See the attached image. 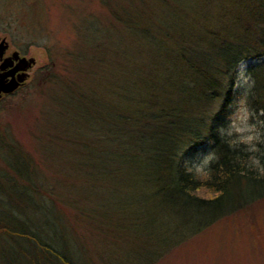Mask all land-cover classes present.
<instances>
[{"label": "rangeland", "instance_id": "obj_1", "mask_svg": "<svg viewBox=\"0 0 264 264\" xmlns=\"http://www.w3.org/2000/svg\"><path fill=\"white\" fill-rule=\"evenodd\" d=\"M105 1L108 6L102 4L104 0H0V42L7 40L8 53L18 51L22 57L34 61L24 86L0 101L3 151L0 150V180L12 179L11 183L16 180L13 184L19 180L12 178L13 171L8 168V160L14 161L17 154L8 155L3 146L14 145L22 152L19 158L29 160L32 171L38 174L36 191L48 209L51 201L56 202L63 226L62 230L57 229L66 236L67 248L79 255L82 264H145V255L150 250L154 251L148 252L153 259L149 264H264V199L201 232L169 243L163 252L161 238L156 237L160 223L152 220L154 231H147L148 214L157 222L166 218L155 211L156 204L154 207L150 200L152 191L147 192L141 176L137 178L140 174L128 173V165L123 166L120 156H114L111 141L100 146L94 142L99 136L90 131L93 117L86 115L80 120L79 101L63 93L65 85L72 92L79 88L83 98L96 99L98 95L106 104H122L109 92V86L121 64H126L131 82L136 84L140 79L135 73H140L144 77L140 82L157 84L154 89L160 90L153 92L151 102L159 109L175 99L169 93L173 84L197 87L179 56V47L193 46L195 41L204 44L212 33V39L237 40L246 35L254 39L257 6L253 0ZM122 8L136 22L149 26L147 46L113 22L112 11H119L117 15L121 16ZM84 19L97 23L105 32V37L97 42L98 48L83 41ZM113 40H121L119 50L126 47L128 53L119 56L120 51L117 53L111 43ZM80 51L85 58L80 57ZM53 59L60 66L56 71L58 77L46 83V72L51 71L47 65ZM257 64L258 60H248L238 66L230 99L231 115L226 128L221 130L232 145L253 157L260 151L264 132L261 114L248 99L254 86L250 68ZM158 77L163 80H156ZM124 105L126 109L129 104ZM101 112L112 115L109 110ZM139 112L141 119H148L160 110ZM87 119L89 124L85 122ZM132 122L135 130L138 122L135 119ZM249 135L254 139L245 143ZM214 159L213 148L207 147L184 156L182 162L189 172L204 179ZM109 160L115 162L114 167L121 171L119 175L94 177L91 168L94 163ZM124 180L136 187L118 188L116 181ZM3 189L12 192L13 188ZM200 195L208 196V193L200 191ZM6 196V200L4 195L0 196V219L4 223L5 215L19 213L13 203L6 202L11 201V194ZM35 203L30 197L23 206L22 220L30 231L32 228L28 226L33 222L38 223V228L45 222L44 212L34 211ZM42 229L47 231L46 227ZM3 233L0 227V264H23L14 256L15 249L5 250ZM18 244L25 249L29 246ZM23 261L26 262L25 257Z\"/></svg>", "mask_w": 264, "mask_h": 264}, {"label": "trees", "instance_id": "obj_2", "mask_svg": "<svg viewBox=\"0 0 264 264\" xmlns=\"http://www.w3.org/2000/svg\"><path fill=\"white\" fill-rule=\"evenodd\" d=\"M253 2L258 9L254 21V39L247 35L237 40L228 37L212 39V33L208 34L210 40L206 39L204 44L195 41L193 46L179 47V56L197 87L186 88L173 84L169 93L175 99H170L168 104H163L159 109L151 102L153 92L160 90L154 89L157 84L152 82L150 86L147 81L140 82L144 78H141L140 73H135L140 80L136 84L131 82V74L126 64H121L113 83L111 82L112 86H109V92L115 100L129 104L126 109L122 104H106L98 95L96 99L88 96L83 98L79 88L72 92L69 86L64 85L63 93L70 99L77 98L79 101L80 120L86 115L93 117V127L90 131L95 137L99 136L94 142L100 146L108 140L111 141L114 156H120L123 166L128 165V173L140 174L137 178L141 176L140 180L147 192L152 191L150 200L154 202V207L156 204L155 211L166 218L157 222L154 216L148 214L147 231H154L152 220L160 223L156 237L161 238L163 252L169 243H176L186 236L201 232L219 220L264 199V132L262 143L259 145L260 151L253 157L251 153L232 145L221 131L226 128L231 115L230 99L234 91L235 73L238 66L248 60H258V64L250 68L254 86L248 98L249 104L261 114L264 122V0ZM102 4L108 6L105 0ZM115 11L110 12L113 22L124 27L131 37H137L147 46L146 38L149 37V32L151 34L149 26H142L123 13L124 10L121 16L117 15L119 11ZM83 24V41H88L92 48H98L97 42L105 37L104 30L98 28L97 23L90 19L85 20ZM204 39L205 37L198 41ZM111 43L118 53L121 40H113ZM120 53L121 57L123 53L127 54L126 47ZM79 55L82 59L85 58L82 51ZM54 61L56 60H51L47 65L51 71L46 72V83H51L54 77H58L56 71L60 66ZM155 79L163 80L160 77ZM153 108L160 110L154 117H139V110ZM101 110H109L112 115H102ZM129 115H132L130 119ZM89 119L85 121L87 124ZM132 119L138 122L135 130ZM3 146L8 155H14L16 152L17 159L8 160V168L13 171L12 178H19L16 184H13L16 180L12 183V179L0 180V196L4 195L6 200L7 196H10L6 194H11V201L6 202L13 203L19 212L11 217L5 215V223L0 219V227L4 230L2 236L6 247L2 245L5 250L15 249L14 256L23 264H82L79 255L67 248L69 245L66 244V236L61 235L57 229L61 227L62 230L63 226L56 202L51 201V208L48 209L49 206L36 191L39 178L38 174L32 171L29 160L25 157L19 158L22 152H18L16 146ZM207 147L213 148L215 159L210 164L206 178L200 179L186 169L182 158ZM0 150L2 151L1 148ZM101 156L100 154V158ZM114 165L112 160L108 163L95 162L91 167L95 171L94 177L106 178L111 173L118 176L121 171ZM124 182L125 180L116 181L118 188L136 187ZM5 187L13 188L14 191L12 189L11 193L6 192L3 189ZM200 191L207 192L208 196L200 195ZM30 197L36 202L33 205L34 211L40 214L44 212L45 218L44 226L39 224L38 228L37 222L29 225L31 231L22 220L24 202L29 201ZM34 227L38 229L35 230ZM43 227H46L47 231L43 232ZM18 242L29 246L26 249L21 248ZM153 251H147L143 263L149 264L153 260L148 253ZM24 257L26 262L23 261Z\"/></svg>", "mask_w": 264, "mask_h": 264}, {"label": "water", "instance_id": "obj_3", "mask_svg": "<svg viewBox=\"0 0 264 264\" xmlns=\"http://www.w3.org/2000/svg\"><path fill=\"white\" fill-rule=\"evenodd\" d=\"M9 49V44L6 39L0 42V99L3 94H12L19 87L24 85L29 77V70L33 66L32 59L22 57L18 51H14L12 57L5 58V53ZM17 60L18 63L10 72L4 73L5 70L11 65V60ZM12 66V65H11ZM18 73V75H16ZM16 75V77H15ZM8 77H12L6 81Z\"/></svg>", "mask_w": 264, "mask_h": 264}, {"label": "flooded vegetation", "instance_id": "obj_4", "mask_svg": "<svg viewBox=\"0 0 264 264\" xmlns=\"http://www.w3.org/2000/svg\"><path fill=\"white\" fill-rule=\"evenodd\" d=\"M8 51H9V49H8V50L6 51V53H5V58L12 57V55H13V53H8ZM17 63H18L17 60L12 59V60H11V65H12V66L9 65V67L5 70L4 73L10 72L12 69H14L15 66L17 65ZM16 75H18V73H16ZM16 75H15V77H16ZM11 78H12V77H8L6 81L10 80ZM7 96H9V95H3L2 98L0 99V101L3 100V99H4L5 97H7Z\"/></svg>", "mask_w": 264, "mask_h": 264}, {"label": "clouds", "instance_id": "obj_5", "mask_svg": "<svg viewBox=\"0 0 264 264\" xmlns=\"http://www.w3.org/2000/svg\"><path fill=\"white\" fill-rule=\"evenodd\" d=\"M237 131H244V129H237ZM254 137L252 135H249L247 136L245 139H244V142L245 143H251L253 141Z\"/></svg>", "mask_w": 264, "mask_h": 264}]
</instances>
